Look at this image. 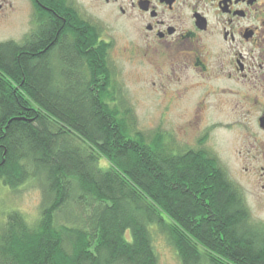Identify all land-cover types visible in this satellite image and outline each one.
Returning a JSON list of instances; mask_svg holds the SVG:
<instances>
[{
    "label": "trees",
    "instance_id": "trees-1",
    "mask_svg": "<svg viewBox=\"0 0 264 264\" xmlns=\"http://www.w3.org/2000/svg\"><path fill=\"white\" fill-rule=\"evenodd\" d=\"M64 17L0 41V180L42 194L34 223L0 220V264H159L156 232L181 264H264V222L217 158L137 129L95 24Z\"/></svg>",
    "mask_w": 264,
    "mask_h": 264
},
{
    "label": "flooded vegetation",
    "instance_id": "flooded-vegetation-1",
    "mask_svg": "<svg viewBox=\"0 0 264 264\" xmlns=\"http://www.w3.org/2000/svg\"><path fill=\"white\" fill-rule=\"evenodd\" d=\"M77 1L102 24L104 56L118 46V59L146 67L148 100L194 126L195 144L182 151L264 157V0H26L20 41L49 18L80 16ZM15 11V0H0V24ZM256 177L264 183V166Z\"/></svg>",
    "mask_w": 264,
    "mask_h": 264
},
{
    "label": "rangeland",
    "instance_id": "rangeland-1",
    "mask_svg": "<svg viewBox=\"0 0 264 264\" xmlns=\"http://www.w3.org/2000/svg\"><path fill=\"white\" fill-rule=\"evenodd\" d=\"M15 5V13L0 24V41H20L28 28L26 0H15ZM77 5L80 16L87 18L95 26L102 27L93 9L81 5L79 2ZM117 49L118 46L113 52ZM113 52V56H109V62L114 81L117 86H120L122 97L132 109L136 128L148 135H154L156 132L167 135L171 142L166 140V145L174 151L194 146L196 139L194 126L184 122L180 116L177 120L168 119L170 115L164 113L162 108L155 107L148 100L145 86L150 73L147 68L140 67L133 61L118 59V56H115ZM161 115H165L164 118H160ZM171 116L174 114L171 113ZM231 137L229 134L219 135L217 145L223 148V145H226L223 140H230ZM216 158L231 179L241 188L250 209L252 221L254 223L264 222V188L262 187L264 183H261V180L256 177L257 168L264 166V157L239 156L224 151ZM101 165L106 167L109 164L106 160H102ZM41 200V190L33 183L25 184L14 191L0 180V220H3L11 210H19L30 222L34 223L39 218ZM154 237L159 264H181L176 250L167 238L158 232Z\"/></svg>",
    "mask_w": 264,
    "mask_h": 264
}]
</instances>
